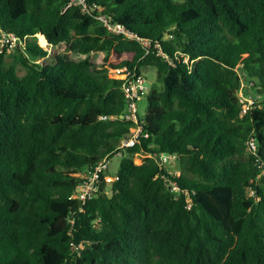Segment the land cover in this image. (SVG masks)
<instances>
[{
	"label": "trees",
	"instance_id": "trees-1",
	"mask_svg": "<svg viewBox=\"0 0 264 264\" xmlns=\"http://www.w3.org/2000/svg\"><path fill=\"white\" fill-rule=\"evenodd\" d=\"M85 2L0 0V32L21 43L0 53V264H264V100L244 112L239 96L244 81L264 92V0ZM40 39L105 56L45 64ZM149 67L163 89L143 133L111 194L83 205L75 175L121 153L134 125L122 70Z\"/></svg>",
	"mask_w": 264,
	"mask_h": 264
},
{
	"label": "built area",
	"instance_id": "built-area-1",
	"mask_svg": "<svg viewBox=\"0 0 264 264\" xmlns=\"http://www.w3.org/2000/svg\"><path fill=\"white\" fill-rule=\"evenodd\" d=\"M70 5L77 6L83 11L87 10V4L85 0H71ZM100 20L112 32H121L120 28L110 26L107 23L105 17H101ZM128 36L131 39L139 41L145 48L149 47V41L140 39L134 35ZM20 44V40L14 34L0 32V53L4 48H7V52L10 53ZM185 61L188 62V59H186ZM122 73L124 82L121 90L124 93L126 100V113L124 116H122V118L130 120L131 122H133L134 125L130 128L129 135L121 141L119 146V150L121 151V153H119L118 156H121L123 154L122 151H126L128 148L134 147L135 144H137L138 142V138L143 133L141 127L142 115L139 111V103L143 99V96L147 94L148 88L150 86L145 76L142 73L138 74L136 72V69H123ZM243 88L244 86L242 85L239 92L240 98H243ZM259 99L260 97L250 98L249 100H247V102L249 103L247 107H245V104L241 99V102L244 104V112H246L249 107L253 105L256 101H260ZM145 137H148V135H145ZM248 147L251 150L255 149L253 140H250L248 142ZM153 159L157 163L159 168L162 171H166L167 174L177 176L180 175L178 156L176 154L163 153L153 156ZM108 165L109 160L105 158L92 171H87L85 175L79 174L77 176L81 178L82 181L77 185L74 191L75 199H77L84 205L88 201L96 198L101 193H105L106 195L111 194V186L113 182L110 184L106 181L111 180V177L107 174L109 171ZM261 175H264V170L261 172L260 176ZM116 179L117 178L115 177L114 180ZM171 188L174 193L179 192V189L175 183L171 184ZM247 194L249 197H255L256 193L252 188H249L247 190Z\"/></svg>",
	"mask_w": 264,
	"mask_h": 264
},
{
	"label": "rangeland",
	"instance_id": "rangeland-1",
	"mask_svg": "<svg viewBox=\"0 0 264 264\" xmlns=\"http://www.w3.org/2000/svg\"><path fill=\"white\" fill-rule=\"evenodd\" d=\"M39 43L44 48V50L47 52V57L44 60L45 64L51 63L54 59V56L58 55V56L62 57L65 60H68V61L79 62L82 60H88L93 65H96L98 63V61L105 56V54L102 52L81 55L78 52L73 51L69 46H66L64 44H61V45L57 46L56 48H54L53 50H51V49H49L47 43L42 42V39L39 40ZM10 55H7V57H6V62H8V63H11L13 60L12 55L11 56ZM19 74L23 75L24 71L19 70ZM142 74L145 76V78L147 79V81L150 84L148 91H147V94L152 90L161 91L163 89L162 82L156 78L157 74H156L155 68L149 67V68L143 69ZM243 86H244L243 98H241V99L243 100L245 107L248 106L249 103L247 102V100H249L250 98L260 97V99H259L260 101L264 100V92L259 87L255 86V85H251V84L247 83L246 81L243 82ZM147 94H145L143 96V99L139 103V111H140V114L142 116L144 115V113L146 112V110L148 108ZM120 161H121V156H118V155L114 156L109 161V165H108L109 171L107 174L111 177V180H106V181L110 184L115 181L114 178L117 174ZM86 172L87 171H84L82 173V175H85ZM78 175L79 174H77L75 176H78Z\"/></svg>",
	"mask_w": 264,
	"mask_h": 264
}]
</instances>
